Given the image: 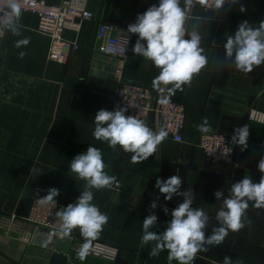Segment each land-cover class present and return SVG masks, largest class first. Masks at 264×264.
Segmentation results:
<instances>
[{
	"label": "crops",
	"instance_id": "obj_1",
	"mask_svg": "<svg viewBox=\"0 0 264 264\" xmlns=\"http://www.w3.org/2000/svg\"><path fill=\"white\" fill-rule=\"evenodd\" d=\"M59 4L64 0H46ZM159 0H88L87 8L93 19L84 20L75 31L64 29L60 35L78 47H68L62 62L49 59L51 39L37 30L38 16L22 12L20 36L5 32L0 37V220L5 215L26 217L33 200L56 188L60 195L56 203L66 207L81 195L85 181L70 172V161L86 151L89 145L101 149L105 172L115 175L118 184L111 189L93 190L94 200L108 223L94 241L119 248L115 260L89 254L79 259L77 250L84 243L78 229L74 241H63L43 248L27 241L32 224L23 221L10 229L0 221V264H51V256L58 251L67 256L68 264H168L167 250L150 258L152 243L143 245V220L151 212L158 222L151 230L162 233L174 209L183 197L173 196L166 201L155 187L156 179L178 175L183 180L181 191L192 189V207H199L209 216L206 235L218 226L216 212L222 201L214 192L224 191L248 176L259 182L262 174L257 165L264 157L261 138L262 123L252 120L250 112L264 113V64L251 73L237 71L223 62V44L233 35L238 25L247 20L254 27L264 20V0H240L222 11H205L196 0L186 23L188 31L196 30L203 37L201 46L208 58L207 66L195 76L191 87L177 91L171 100L186 106L182 141L167 137L156 154L141 163H133L131 153L119 146L115 150L106 142L93 137L94 116L101 110H114V101L122 83H134L152 88V80L159 74L151 61L134 55L132 48L138 38L130 34L131 45L124 59L103 52V41L98 38L101 22L126 31ZM184 0H181L183 6ZM245 9L244 12L240 8ZM28 37L30 43L15 47L18 39ZM216 41L212 46L211 42ZM27 55L18 58L19 51ZM155 97L159 100L157 92ZM207 118L211 131L225 134L234 150V161L217 164L206 159L200 147L201 132L197 125ZM249 125L248 146L231 141L233 129ZM159 129L155 114L147 124ZM34 168L36 171H31ZM157 196L159 199L157 200ZM156 201L157 208L150 204ZM169 213L165 214L163 208ZM247 218L251 221L239 232H229L225 241L200 252L194 264H223L225 256L233 264H264V209L249 203ZM173 264H177L173 261Z\"/></svg>",
	"mask_w": 264,
	"mask_h": 264
},
{
	"label": "clouds",
	"instance_id": "obj_2",
	"mask_svg": "<svg viewBox=\"0 0 264 264\" xmlns=\"http://www.w3.org/2000/svg\"><path fill=\"white\" fill-rule=\"evenodd\" d=\"M196 0H159L158 5H151L143 14H138L136 22L129 24L127 33L138 36L132 52L149 60L159 69V74L152 80V88L159 97V102H171L177 91L183 92L184 86L191 87L195 76L207 66L208 58L201 46L203 37L196 30L188 31L186 23L189 12ZM204 4L206 0H198ZM235 2V0H233ZM5 8H0V37L5 32L20 36L22 8L19 0H5ZM225 0H214L213 9H220ZM244 12L243 7L240 8ZM30 38L18 39L15 43L17 49L26 47ZM212 41V46L216 45ZM223 62L233 66L237 71L245 74L251 73L255 67L264 64V20L254 27L247 20L242 21L233 35L226 38L223 44ZM26 51H19L18 58L23 59ZM134 107V106H133ZM126 108H117L113 111L101 109L94 116L95 128L93 137L106 142L113 150L119 146L125 153H131L133 163H141L156 154L158 146L167 138L168 132L163 128L153 130L135 115H126ZM201 132L211 131L207 118L196 126ZM250 135L249 125L233 129L231 141L244 150L248 146ZM105 163L101 149L89 145L81 154H77L69 164L70 172L85 181L81 195L74 203L60 208L55 218L60 222L59 234L70 237L72 232L79 230L84 243L77 250L79 259L84 260L90 253L92 242L96 240L107 225L109 217L101 212L93 203V190L111 189L118 184L115 175L105 172ZM264 174V157L257 165ZM31 171H36L34 168ZM183 180L178 175H171L167 179L157 178L155 187L171 201L173 196L183 197L182 202L171 210V219L162 233L151 229L157 225L158 217L151 212L143 220V235L141 243L150 247L149 256L155 258L162 251L167 250L168 264H194L198 253L208 252L210 247L222 244L229 232H239L251 221L247 218L249 203L256 209H264V175L259 182L245 176L233 183L224 191L214 192L216 200L222 201L216 212L215 219L218 226L212 228L211 234L206 235L210 218L199 207H192L194 193L192 189L181 191ZM60 195L56 188H49L47 195L39 196L36 202L40 206L52 204L56 206L55 198ZM159 196H157V200ZM151 209L157 208L154 200ZM165 214L169 213L167 207L163 208ZM53 242V235L47 234L40 241V246L47 248ZM223 264H233L231 257L225 256ZM236 264H242L237 261Z\"/></svg>",
	"mask_w": 264,
	"mask_h": 264
},
{
	"label": "built area",
	"instance_id": "obj_3",
	"mask_svg": "<svg viewBox=\"0 0 264 264\" xmlns=\"http://www.w3.org/2000/svg\"><path fill=\"white\" fill-rule=\"evenodd\" d=\"M240 0H225L220 9H213L214 0H206L201 4L205 11H222L228 6L235 5ZM88 0H64L59 4H50L46 0H19L22 12H32L38 16L37 30L48 35L51 39L48 57L51 60L62 62L65 57V50L68 47L77 48V41L70 42L60 35L64 29L77 31L84 20L93 19V13L87 8ZM0 8H5V0H0ZM2 16V14H0ZM128 28V26H127ZM126 31L117 29L114 25L101 22L98 26V38L103 41V52L112 57L126 58L131 45V36ZM134 106V107H133ZM126 108V115H135L138 119L149 123L151 115L155 114L159 121V127H163L170 138L182 141V129L186 118V106L180 101L171 100L162 104L155 97V92L149 87L134 83H122L117 91L114 110ZM250 118L260 122L264 126V113L257 110L250 112ZM261 145L264 147V130L261 138ZM200 147L208 161L217 164H229L234 161L233 147L228 143L225 134L210 132L201 135ZM36 197L26 217L17 215H5L1 218V224L7 228L15 229L23 221L32 224V231L28 234L27 241L39 245L47 234L53 235V242L49 246L63 241H74L75 235L62 237L59 234L60 222L56 220L55 213L63 206L56 203L40 206ZM91 255L115 260L119 254V248L107 243L93 241L90 250Z\"/></svg>",
	"mask_w": 264,
	"mask_h": 264
},
{
	"label": "water",
	"instance_id": "obj_4",
	"mask_svg": "<svg viewBox=\"0 0 264 264\" xmlns=\"http://www.w3.org/2000/svg\"><path fill=\"white\" fill-rule=\"evenodd\" d=\"M67 256L61 252L54 251L51 256V264H68Z\"/></svg>",
	"mask_w": 264,
	"mask_h": 264
}]
</instances>
